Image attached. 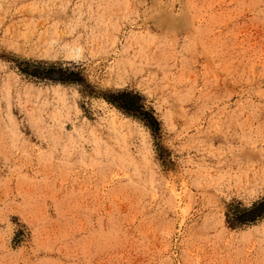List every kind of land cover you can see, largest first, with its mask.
<instances>
[{
	"label": "rangeland",
	"instance_id": "374dc122",
	"mask_svg": "<svg viewBox=\"0 0 264 264\" xmlns=\"http://www.w3.org/2000/svg\"><path fill=\"white\" fill-rule=\"evenodd\" d=\"M263 198L264 0H0V264H264Z\"/></svg>",
	"mask_w": 264,
	"mask_h": 264
},
{
	"label": "trees",
	"instance_id": "16d2710c",
	"mask_svg": "<svg viewBox=\"0 0 264 264\" xmlns=\"http://www.w3.org/2000/svg\"><path fill=\"white\" fill-rule=\"evenodd\" d=\"M24 67L18 66L21 74L28 77L48 80L61 84H84L79 72H73L49 66L46 64H32L22 62ZM101 98L124 115L140 121L152 135L159 131V123L151 110L146 109L139 94L127 91L103 92ZM264 219V198L254 202L250 207H242L240 203L229 205L225 214V223L230 229H238L254 225Z\"/></svg>",
	"mask_w": 264,
	"mask_h": 264
}]
</instances>
